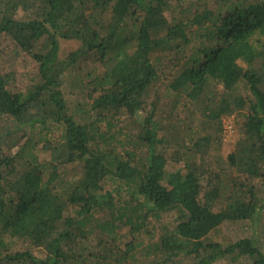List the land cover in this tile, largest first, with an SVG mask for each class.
I'll use <instances>...</instances> for the list:
<instances>
[{"label":"trees","instance_id":"16d2710c","mask_svg":"<svg viewBox=\"0 0 264 264\" xmlns=\"http://www.w3.org/2000/svg\"><path fill=\"white\" fill-rule=\"evenodd\" d=\"M169 9V0H0V41L38 68L23 90L0 74V264H128L138 246L127 241L121 254L120 235L169 212L175 220L145 249L153 264H264L255 239L234 232L264 215V0L203 2L171 23ZM61 40L78 43L64 58ZM233 115L234 147L209 161ZM122 117L132 123L124 138ZM49 152L56 161L38 160ZM66 167L78 174L65 180ZM109 178L121 183L116 196Z\"/></svg>","mask_w":264,"mask_h":264},{"label":"rangeland","instance_id":"374dc122","mask_svg":"<svg viewBox=\"0 0 264 264\" xmlns=\"http://www.w3.org/2000/svg\"><path fill=\"white\" fill-rule=\"evenodd\" d=\"M170 2V9L169 11L165 12V17L169 23L174 22L176 20L183 19L185 17H188L190 14L194 13L197 10V6H200L205 2L207 5H211L213 3V0H169ZM22 10L18 7V13L17 16H22ZM78 46L77 42L74 41H60V57L64 58L68 55V53ZM168 58V57H167ZM165 58V59H167ZM37 65L36 63L25 53L20 52L19 49L16 48L14 43L12 41L3 40L0 41V74L1 75H8L9 76V82L11 87L18 88L19 90H23L24 87L28 86L35 78L37 74ZM173 72L172 71H166L163 74V78L167 79L168 76H170ZM70 78L68 77L67 81H63V91L68 98L71 90H73L70 87ZM166 82L159 81L156 86L153 89L152 97L150 100L156 99L155 96L160 94L162 90L164 89V86ZM220 87H217L219 89ZM157 96V97H158ZM166 100L163 99L159 102V110L161 111L160 114L166 111L167 105ZM241 120V116H231L228 118L223 119V128H224V134H223V140L222 144L219 148L212 151L211 155L209 156V161H213L214 155L217 156L220 155L222 159L225 158V155L232 150L234 147L235 141L238 138V131H239V122ZM116 124L120 127V133L121 138H124L122 135L124 132H129L128 129L132 126V123L127 121L125 117H122L118 121H115ZM4 126L3 121L0 120V127ZM56 134H54V137L58 135L59 133L55 131ZM49 138V137H48ZM118 149L121 150L122 142L121 144H116ZM121 145V147H120ZM126 147V146H125ZM123 148V147H122ZM34 154L36 155V151H34ZM224 157V158H223ZM37 158L41 162H51L56 161L53 152L49 153H40L37 154ZM66 176H64L65 180L72 179L74 176L78 174V172L75 170L74 167H66ZM176 168L174 165L170 164L168 165L166 169V173H170L172 171H175ZM105 189L106 190H114L113 195L116 196L118 194V191H116V187L121 186V183L119 181L113 180L109 178L104 182ZM124 196V195H122ZM73 208L70 207V209L67 211L66 215L73 214ZM177 213L176 212H169L167 214H162L161 216L155 218L154 216L149 217L147 221L143 224V230L141 232V235H135L133 238L130 236V234H125L122 236L120 235V238L122 239V244L120 245L119 252L121 254L124 251V244L127 241L133 240L136 242L137 249L132 252L134 254V259L132 262L128 264H153L152 258L147 255L146 252V246L149 244V239L152 237H158V234L160 233L163 226L168 225V223H172L176 218ZM95 219H97L95 217ZM100 219H105L103 216H100ZM94 232L90 236V241L92 242V245L95 246L98 243L99 240H96V235L99 232V229L96 228L97 224H92ZM234 227H229V230ZM122 233V231H120ZM125 233L126 230H123ZM224 237L232 238V234H230L228 231H224ZM234 232H237L241 236H246L255 239L256 244L259 247H262L264 251V215L262 216L261 220L257 223H249V225H241L236 228ZM128 235V237H127ZM101 238H105L102 236ZM13 249L14 250H23V244L20 242H13ZM32 254L34 256H37L39 258H43L45 256V251L41 248H33L31 250ZM118 254L117 256H119ZM224 264V262H223Z\"/></svg>","mask_w":264,"mask_h":264}]
</instances>
